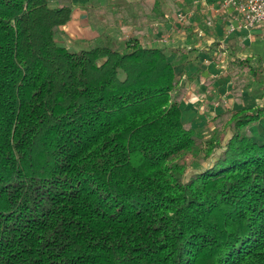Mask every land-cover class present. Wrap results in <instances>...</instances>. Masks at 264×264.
I'll return each instance as SVG.
<instances>
[{"label":"trees","instance_id":"1","mask_svg":"<svg viewBox=\"0 0 264 264\" xmlns=\"http://www.w3.org/2000/svg\"><path fill=\"white\" fill-rule=\"evenodd\" d=\"M71 12L0 0V264H264V105L203 140L165 48H65Z\"/></svg>","mask_w":264,"mask_h":264},{"label":"crops","instance_id":"2","mask_svg":"<svg viewBox=\"0 0 264 264\" xmlns=\"http://www.w3.org/2000/svg\"><path fill=\"white\" fill-rule=\"evenodd\" d=\"M70 2L59 45L77 49L105 41L123 50L137 41L165 48L182 90L181 121L203 140L219 131L225 142L232 112L264 105V26L243 28L222 0Z\"/></svg>","mask_w":264,"mask_h":264},{"label":"built area","instance_id":"3","mask_svg":"<svg viewBox=\"0 0 264 264\" xmlns=\"http://www.w3.org/2000/svg\"><path fill=\"white\" fill-rule=\"evenodd\" d=\"M222 3L232 9L243 28L264 26V0H222Z\"/></svg>","mask_w":264,"mask_h":264},{"label":"rangeland","instance_id":"4","mask_svg":"<svg viewBox=\"0 0 264 264\" xmlns=\"http://www.w3.org/2000/svg\"><path fill=\"white\" fill-rule=\"evenodd\" d=\"M250 132H251V134L255 140L264 141V121H261L260 123L253 124L250 127ZM225 134L226 133H224V135ZM220 138H221V142L223 144L224 138L222 137V135ZM219 152H220V149L216 150L209 158L206 159V161L203 165H207L211 160L215 159Z\"/></svg>","mask_w":264,"mask_h":264}]
</instances>
